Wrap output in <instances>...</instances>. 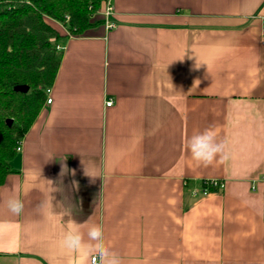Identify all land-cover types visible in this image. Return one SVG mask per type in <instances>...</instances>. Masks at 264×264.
I'll list each match as a JSON object with an SVG mask.
<instances>
[{
  "label": "crops",
  "instance_id": "1",
  "mask_svg": "<svg viewBox=\"0 0 264 264\" xmlns=\"http://www.w3.org/2000/svg\"><path fill=\"white\" fill-rule=\"evenodd\" d=\"M109 1L78 34L48 19L61 57L0 185V264H78L72 219L123 264H264V0ZM208 128L230 158L204 166L185 142Z\"/></svg>",
  "mask_w": 264,
  "mask_h": 264
},
{
  "label": "trees",
  "instance_id": "2",
  "mask_svg": "<svg viewBox=\"0 0 264 264\" xmlns=\"http://www.w3.org/2000/svg\"><path fill=\"white\" fill-rule=\"evenodd\" d=\"M105 0H0V185L21 137L40 111L57 72L61 35L48 22L78 34ZM26 85L20 93L14 86ZM6 119L12 124L7 126Z\"/></svg>",
  "mask_w": 264,
  "mask_h": 264
},
{
  "label": "clouds",
  "instance_id": "3",
  "mask_svg": "<svg viewBox=\"0 0 264 264\" xmlns=\"http://www.w3.org/2000/svg\"><path fill=\"white\" fill-rule=\"evenodd\" d=\"M185 148L193 160L204 166L211 165L217 159L223 163L230 158L226 142L217 141L216 133L211 128L189 137L185 142ZM85 175L96 178L86 169ZM27 191L26 189L25 194ZM5 206L15 216L21 215L24 211V202L19 195H10L5 200ZM60 243L61 247L69 252L79 254L78 264H123L120 255L105 244L102 224H92L87 230V240H85L80 224L73 219L69 220L68 228Z\"/></svg>",
  "mask_w": 264,
  "mask_h": 264
},
{
  "label": "built area",
  "instance_id": "4",
  "mask_svg": "<svg viewBox=\"0 0 264 264\" xmlns=\"http://www.w3.org/2000/svg\"><path fill=\"white\" fill-rule=\"evenodd\" d=\"M111 12V5H110V1L109 0H105L104 3V9L102 11V14L104 17H107ZM108 27H111V24H108ZM57 49L59 47H56ZM45 95H46V103L49 104L51 102V98H50V89H45L44 90ZM112 102L110 100H108L106 102V106H111ZM201 194L202 195H206L211 191H216V190H220L223 187V184L220 180H216V179H211V180H204L202 182L201 185ZM195 194V192H194Z\"/></svg>",
  "mask_w": 264,
  "mask_h": 264
},
{
  "label": "water",
  "instance_id": "5",
  "mask_svg": "<svg viewBox=\"0 0 264 264\" xmlns=\"http://www.w3.org/2000/svg\"><path fill=\"white\" fill-rule=\"evenodd\" d=\"M13 90L20 93H26L28 91V86L26 85H17L13 87ZM7 126H10L12 124L11 119H6L5 121Z\"/></svg>",
  "mask_w": 264,
  "mask_h": 264
},
{
  "label": "rangeland",
  "instance_id": "6",
  "mask_svg": "<svg viewBox=\"0 0 264 264\" xmlns=\"http://www.w3.org/2000/svg\"><path fill=\"white\" fill-rule=\"evenodd\" d=\"M95 14H97V12H95Z\"/></svg>",
  "mask_w": 264,
  "mask_h": 264
}]
</instances>
